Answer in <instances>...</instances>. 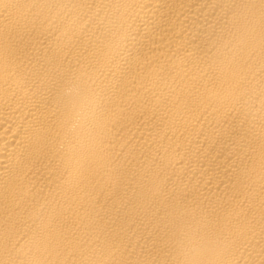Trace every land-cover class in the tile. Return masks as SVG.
I'll return each mask as SVG.
<instances>
[{
  "label": "bare ground",
  "instance_id": "1",
  "mask_svg": "<svg viewBox=\"0 0 264 264\" xmlns=\"http://www.w3.org/2000/svg\"><path fill=\"white\" fill-rule=\"evenodd\" d=\"M0 264H264V0H0Z\"/></svg>",
  "mask_w": 264,
  "mask_h": 264
}]
</instances>
